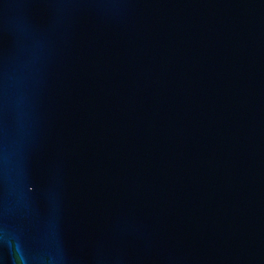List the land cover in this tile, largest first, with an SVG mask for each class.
I'll return each mask as SVG.
<instances>
[{
	"label": "water",
	"instance_id": "obj_1",
	"mask_svg": "<svg viewBox=\"0 0 264 264\" xmlns=\"http://www.w3.org/2000/svg\"><path fill=\"white\" fill-rule=\"evenodd\" d=\"M0 264H264V0H0Z\"/></svg>",
	"mask_w": 264,
	"mask_h": 264
}]
</instances>
